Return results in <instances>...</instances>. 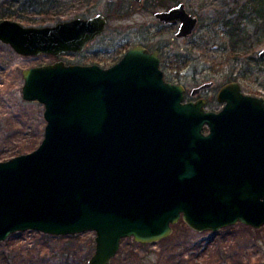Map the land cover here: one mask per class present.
Here are the masks:
<instances>
[{
  "label": "water",
  "instance_id": "water-1",
  "mask_svg": "<svg viewBox=\"0 0 264 264\" xmlns=\"http://www.w3.org/2000/svg\"><path fill=\"white\" fill-rule=\"evenodd\" d=\"M156 17L180 20L178 36L198 23L183 3ZM107 23L101 13L40 27L5 18L0 40L22 55L60 56L84 51ZM23 77V97L44 103L47 124L36 149L0 161V241L92 230L87 264H111L124 238L157 242L181 220L198 232L264 225V97L234 81L218 112L185 102L158 52L141 45L108 68L59 60Z\"/></svg>",
  "mask_w": 264,
  "mask_h": 264
},
{
  "label": "rangeland",
  "instance_id": "rangeland-1",
  "mask_svg": "<svg viewBox=\"0 0 264 264\" xmlns=\"http://www.w3.org/2000/svg\"><path fill=\"white\" fill-rule=\"evenodd\" d=\"M50 3L45 0H18L10 11L20 9L21 5L25 10L8 18L24 26L40 27L101 13L108 23L103 34L89 42L84 51L60 56L22 55L0 40V161L31 152L44 138L47 124L45 105L23 97L24 69L59 60L67 64L111 67L130 48L142 43L145 36L152 44L160 39L176 38L177 26H165L157 19L155 11L179 3L197 16L199 23L195 35L189 39L163 42L168 43L167 48L173 52L164 56L162 63L166 78L183 84L188 89V97L195 87V90L200 89L198 92L204 89L201 95L210 100V109L222 108V103L217 100L218 90L234 78L245 92L264 96V57L259 56L264 48V25L257 24L261 20L252 1L144 0L142 5L136 0H52L51 6ZM151 3L155 4L154 7H150ZM243 4L247 6L243 12L246 17L240 27L251 35L239 36L237 50H232V40L223 21L235 20L237 14L230 15L229 12L232 8L241 10ZM48 6L52 8L48 10ZM210 82L214 84L212 87L200 88ZM180 222L173 225L169 236L157 242L141 243L147 244L144 247L136 246L139 242L133 237L124 238L116 258L140 260L144 257L142 263L137 262L156 264L159 255L178 251L184 254L180 263L179 256L175 258L176 264H190L192 255H198L200 264H264V225L254 228L238 222L217 231L191 232L186 231ZM95 237L96 232L92 230L74 235H50L38 230L15 232L7 240L0 241V264H83L81 259L86 255L89 259L95 252ZM190 242L191 245L197 244L192 246H200L198 252L187 249ZM211 249L219 250L221 255L204 262ZM233 254H239L240 259H235ZM115 263L113 259L111 264Z\"/></svg>",
  "mask_w": 264,
  "mask_h": 264
},
{
  "label": "trees",
  "instance_id": "trees-1",
  "mask_svg": "<svg viewBox=\"0 0 264 264\" xmlns=\"http://www.w3.org/2000/svg\"><path fill=\"white\" fill-rule=\"evenodd\" d=\"M45 1L51 2L50 3V6H51L52 0H45ZM239 1L240 0H236V3L237 2L239 3ZM249 1H252V3L254 4L255 9L257 10L256 15L261 20V21H258L257 24L260 25V23H262V25H264V0H249ZM17 2H18V0H0V20L5 19V18H8V17H12L13 18L16 14L19 13L18 11H21L22 9L25 10V7H23V5H21L20 6V9H17L16 11L11 12L10 11V9H11L10 7H13ZM50 6H48V8ZM246 7L247 6L245 4H243V6H242L241 10H239V12H244V10H245ZM51 8H49L48 10H50ZM251 9H254V8H250V10ZM242 16H244L243 13H242ZM244 17H246V15ZM252 19H254V18H252ZM250 22H252V21H250ZM223 25L227 28V33L230 32V34H231L230 37H231V40H232V44H231L232 45V48H233L232 50H237L236 49V45H237V42L239 40L234 35H236L235 34V31H237V32H240L241 31L240 28H238V25L239 24H237L233 20H229L228 19V20L223 21ZM238 36H241V35H238ZM180 223L182 224L181 226L186 231L194 232V230L191 229L189 226H187V224L185 222L181 221ZM75 236H78V235H75ZM68 237H71V236H68ZM134 243H136V242H134ZM187 243H188V241L186 242V244ZM135 245L138 246V247L139 246L144 247L147 244H141V243L139 244V243H136ZM192 245H197V244H193L192 243ZM192 245H191V242H190L189 245H187V249L188 248H189V250L190 249H194V250H196L198 252L200 246H192ZM73 252H75V251L73 250ZM68 254H70V252H68ZM182 254H184V253L177 251V252L169 253V254H167L165 256V253H163V254H161V255L158 256V260L156 261V264H176L174 260L178 256H179L178 262L180 263V261H181L180 258L182 257ZM209 254L210 255L204 259V262L213 261L214 259L218 258L221 255V253H220L219 250H213V249H211V251H210ZM70 256H71V254H70ZM137 256H139V255L137 254ZM232 256H234V258L237 259V260L240 259V255L239 254H233ZM197 258H198V255H192L189 258L190 264H200L197 261ZM72 259L74 261V258H72ZM87 260H88V255L84 256L81 259V262H83V264H85L87 262ZM143 260H144V257H141L140 260H137L136 258L133 259L132 257H128L125 260L123 258L120 259V257L119 258H116V257L114 258V261H116L115 264H140V262L142 263ZM67 261H68V259H67ZM137 261H140V262H137ZM148 262L149 263L144 262V264H152V262H150V261H148ZM41 264H44V262H42Z\"/></svg>",
  "mask_w": 264,
  "mask_h": 264
},
{
  "label": "flooded vegetation",
  "instance_id": "flooded-vegetation-1",
  "mask_svg": "<svg viewBox=\"0 0 264 264\" xmlns=\"http://www.w3.org/2000/svg\"><path fill=\"white\" fill-rule=\"evenodd\" d=\"M146 2H147V0H146ZM143 3H144V0H142V2H141V4L143 5ZM152 3H154V2H152ZM151 3V6L150 7H154V5L155 4H152ZM180 4V3H179ZM177 5H172V6H170V7H163L162 9H159V10H157V11H155V16H156V13L157 12H159V11H169L170 9H172V8H174V7H176ZM187 10V9H186ZM188 11V10H187ZM189 12V11H188ZM190 13V12H189ZM242 13L243 12H239V10H235V9H231L230 10V12H229V14L231 15V14H237V16L235 17L236 19L234 20V19H229V20H233L234 22H236L237 24H239L238 25V28H240V32H237V31H235V34L236 35H234V36H236V38H238L239 36L238 35H241L243 38H245L246 36H250L251 34H249L248 32H245L241 27H240V24H241V22H242V20H244V16H242ZM191 14V13H190ZM193 15V14H192ZM195 16V15H194ZM198 18V17H197ZM160 22H162L165 26H172V27H174V25H176L177 27V29H176V32H175V37L176 38H174V37H171L170 39H160L156 44H152L150 41H149V38L147 37V36H145L144 37V41L142 42V43H139V44H136V45H141V46H143V47H145L146 49H148V51H150V52H153V51H157L158 52V55H159V57H160V68L164 71V69H163V67H162V63H163V61H165V59H164V56H166V55H168L169 53H171L172 52V50L171 49H168L167 47H168V43H163L164 41H166L167 40V42H172V41H174V40H176V39H180V40H185V39H189V37L190 36H192V35H195L194 34V31L196 30V28H197V26H198V23H199V18H198V23H197V26L195 27V29L188 35V36H178V35H181L179 32H180V28H181V24H182V22L180 21V20H178V21H176V22H173V23H169V22H166V21H164V20H161V19H159V18H157ZM228 35L230 36L231 34H230V32H228ZM243 42H245V40H242ZM136 45H134V46H136ZM172 54H173V52H172ZM122 58V57H121ZM245 72H247V71H245ZM164 78H165V80L166 81H169V82H171V83H176V84H181V83H177V82H174V81H170V80H168L167 78H166V75H165V71H164ZM234 81H236L235 80V78L234 79H231L229 82H227V83H225L224 85H226V84H228V83H230V82H234ZM236 82H238V81H236ZM211 83V85H212V82H210ZM239 83V82H238ZM240 84V83H239ZM183 85V84H182ZM214 85V84H213ZM212 85V86H213ZM223 85V86H224ZM184 86V85H183ZM200 86V85H199ZM198 86V87H199ZM211 86V87H212ZM223 86H221L220 87V89L218 90V93H219V91L222 89V87ZM210 87V86H209ZM240 87H241V91L244 93V94H248V95H253V96H257V97H264V96H259V95H255V94H251V93H247V92H245L244 90H243V88H242V85L240 84ZM197 87H195L192 91H191V97H188V89L184 86V101L185 102H196V101H198V100H200V99H203V100H205V102H204V107H205V109L206 110H209V111H213V112H218V111H220L222 108H223V106H224V103H222L221 105H223L222 106V108H220V109H210V108H208V103L210 102V100L208 99V98H206L205 96H203V95H201V93H202V91L204 90H201L200 92H197V93H195L194 94V90L196 89ZM218 93H217V100H218ZM219 101V100H218ZM220 102V101H219ZM221 103V102H220ZM206 127L207 126H205V128H204V131L205 132H208L209 130H207L206 131ZM208 128V127H207Z\"/></svg>",
  "mask_w": 264,
  "mask_h": 264
},
{
  "label": "bare ground",
  "instance_id": "bare-ground-1",
  "mask_svg": "<svg viewBox=\"0 0 264 264\" xmlns=\"http://www.w3.org/2000/svg\"><path fill=\"white\" fill-rule=\"evenodd\" d=\"M260 53V52H259ZM24 85V84H23ZM222 103V102H221Z\"/></svg>",
  "mask_w": 264,
  "mask_h": 264
}]
</instances>
